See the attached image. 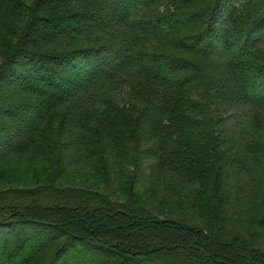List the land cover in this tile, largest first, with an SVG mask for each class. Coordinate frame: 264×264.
Instances as JSON below:
<instances>
[{"label":"trees","instance_id":"1","mask_svg":"<svg viewBox=\"0 0 264 264\" xmlns=\"http://www.w3.org/2000/svg\"><path fill=\"white\" fill-rule=\"evenodd\" d=\"M197 1L0 0V161L50 174L0 264H264V0Z\"/></svg>","mask_w":264,"mask_h":264},{"label":"rangeland","instance_id":"2","mask_svg":"<svg viewBox=\"0 0 264 264\" xmlns=\"http://www.w3.org/2000/svg\"><path fill=\"white\" fill-rule=\"evenodd\" d=\"M185 1L189 5L192 2H199L197 0H185ZM196 6H198V5H196ZM193 7H195V6H193ZM71 40L74 42H78V37H76V36L75 37H73V36L69 37V39H67L68 43H71ZM187 57L189 59L193 60L198 65L202 64V56H200V55L187 54ZM205 66H206V68H211V67L213 68L215 66L214 60L208 61L205 64ZM260 80H261V78H259V82H261ZM236 113H237V109L231 108L230 110L227 111L226 115L231 116L232 120L234 121L235 119H237V116H234ZM19 163H20V165L18 166ZM0 169H4V171L1 172L2 176L4 173V176L2 178H0V181H1L0 182V188L12 187V185H16V183H13L10 180L18 179L19 177L24 176V174L27 175L28 178L26 180H23V178H22V180H21L22 182L19 183L17 186H22V185L29 186L31 184L32 185L36 184L37 182L47 181L48 179L50 180V174H49V171L47 170V167L45 170L36 171L35 169L28 167V165L25 163L24 159L13 158V156H11V155L5 157L4 159H2L0 161ZM47 171H48V173H47ZM261 172H262V169L259 170V173H261ZM66 183H67V181H66ZM258 185H260V181H258ZM260 237H261V239L259 240V243L261 244V247L264 248V233H261Z\"/></svg>","mask_w":264,"mask_h":264}]
</instances>
